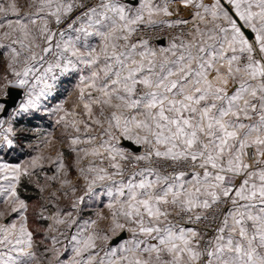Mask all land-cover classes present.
Returning a JSON list of instances; mask_svg holds the SVG:
<instances>
[{
  "label": "snow or ice",
  "instance_id": "snow-or-ice-1",
  "mask_svg": "<svg viewBox=\"0 0 264 264\" xmlns=\"http://www.w3.org/2000/svg\"><path fill=\"white\" fill-rule=\"evenodd\" d=\"M0 56V264H264V0H0ZM74 75L71 110L49 107ZM41 111L65 129L77 182L62 151L4 159ZM86 197L107 202L61 250Z\"/></svg>",
  "mask_w": 264,
  "mask_h": 264
},
{
  "label": "rangeland",
  "instance_id": "rangeland-1",
  "mask_svg": "<svg viewBox=\"0 0 264 264\" xmlns=\"http://www.w3.org/2000/svg\"><path fill=\"white\" fill-rule=\"evenodd\" d=\"M18 2H19V4L21 6H25L26 3H27V0H18ZM4 71H5V61H4V58L2 56H0V74H3ZM72 88L74 89L72 91V93L76 94L75 87L73 86ZM62 90H63V88H62ZM60 97H64V96H60ZM74 101H75L74 99L73 100H60V99H57L56 101H54L52 103L48 102V106L52 107L58 102H64L65 107L68 108L69 110H71ZM38 115H41L42 117H38ZM56 119H57V117L55 115H50L47 112L41 111L40 113H38L33 118L25 119V120L21 121L20 124L17 125L18 128L27 129L28 131L24 135L21 136V138H20V147L18 148V149H21V151H24L25 155L21 156L20 159L18 161H15V162H25L31 156L36 155L38 151H42L45 156L51 155L53 157L56 155L57 151H62L64 153V162H65L66 165H68L70 167V177L73 179L74 182H77L76 181L77 169L73 166L74 165V161H75V156L70 161L66 159V157H68L67 156L68 155L67 148L69 147L68 136H67L63 126L62 125H57L55 123ZM35 121H38V122L42 123L41 126L40 127H36V125H34ZM49 134H51V136L55 138L54 147H45V145L43 144V140L46 137H48ZM4 159H6V157H4ZM51 168H54V165H51L50 162L46 161L45 162L44 171L48 175H52L50 173L51 172ZM82 184H83L82 181L78 182V186L80 187L81 190L78 191L77 195H82L83 194ZM56 186L58 187V185H56ZM45 195H47V193H45ZM39 201L40 200H37V201H34V202L30 203V206H31L30 207V214L31 215L36 210H39V203H40ZM70 205H71V201L68 200V199H62L59 202V207L62 208V209H65V210H72ZM81 206H82V204L79 206V209H81ZM51 211H55V209H51ZM73 215L77 219V217L79 216V212H78V214L77 213H73ZM96 218L97 217H95V215H93V219H96ZM102 222L103 221L100 222V227L104 228L105 225H102ZM46 227H47V225H46ZM61 231L65 232V229H64L63 226H61ZM66 232H67V235H65V236H68L69 230L68 231L66 230ZM127 234H129V233H127ZM65 236H59L58 238L61 239L60 241H64L65 240ZM65 245H66V243L63 244V242H62V243L58 244L57 247H59V248H61V250H63ZM67 246H68V248H71L70 245H67ZM106 246L107 247H114V246H117V245H111L110 241H109V242H107ZM43 248L44 247L40 243L39 247L37 248L38 253L43 252Z\"/></svg>",
  "mask_w": 264,
  "mask_h": 264
},
{
  "label": "crops",
  "instance_id": "crops-1",
  "mask_svg": "<svg viewBox=\"0 0 264 264\" xmlns=\"http://www.w3.org/2000/svg\"><path fill=\"white\" fill-rule=\"evenodd\" d=\"M76 83H77V77L75 75L72 76L71 78H65L62 83L58 84V88H57L55 98L51 99L49 102L52 103V102L56 101L57 99H60V100H73L74 99L75 100L76 94L72 93V91L74 90L72 87L73 86L75 87ZM62 88H63V90H62ZM60 96H64V97H60ZM38 117H42V116L38 115ZM41 124L42 123H40L38 121H35V123H34V125H36V127H40ZM68 148H67V151H68L67 156L68 157H66V159L70 161L74 158L75 154L70 150V148L69 149ZM53 171H54V168H51L50 173L53 174ZM101 201L106 203L107 198L106 197H102L100 199L88 198V197L85 198V202L82 204L81 209L73 211V213H77V214L79 212V216L77 217V225H74L71 229H67L64 227L66 235H67L66 230L67 231L69 230V232H68V236H65V240L61 241V243L62 242H63V244L66 243V245H70V247H71L70 237L76 233L77 227L79 225H82L84 221H87L89 219H93V215H95V217H96V213L99 212L103 206ZM104 212L106 213L107 209H104ZM102 225H105V222H102ZM129 236H130V233L127 234V238H129ZM127 238H125V239H127ZM59 240H61V239L59 238ZM111 241L112 240H110V244H111ZM121 241L119 243H121ZM37 243H38V241H37ZM118 244H116V245H118ZM69 254H70V251H69V253H66L62 259H66ZM101 255H103V253H101Z\"/></svg>",
  "mask_w": 264,
  "mask_h": 264
},
{
  "label": "trees",
  "instance_id": "trees-1",
  "mask_svg": "<svg viewBox=\"0 0 264 264\" xmlns=\"http://www.w3.org/2000/svg\"><path fill=\"white\" fill-rule=\"evenodd\" d=\"M24 155H25L24 151H21V149H17V151H15L12 154H10L9 156H7L6 159L11 161V162H15V161H18L20 159V157L24 156ZM22 195L25 198L29 199V203L40 200L39 199L40 198L39 193L37 191H35V189L33 188L32 185H29L26 182H25L24 190L22 191ZM36 211H38V210H36ZM35 212H33L32 215L29 213L30 214V227L33 230L39 229V231H37V235L35 238L38 241L39 245H40V242L43 240L44 242H43L42 246L44 247L45 245H47L49 243V241L44 240V236H43V229L46 227L47 224L46 223L41 224V223L36 222L33 219L35 216ZM64 256H62L61 259Z\"/></svg>",
  "mask_w": 264,
  "mask_h": 264
},
{
  "label": "built area",
  "instance_id": "built-area-1",
  "mask_svg": "<svg viewBox=\"0 0 264 264\" xmlns=\"http://www.w3.org/2000/svg\"><path fill=\"white\" fill-rule=\"evenodd\" d=\"M171 33H169L166 30H159L153 33V39H152V46L155 48L159 47H167L168 46V39ZM164 40V44H160L159 41ZM48 59H53V57L49 56Z\"/></svg>",
  "mask_w": 264,
  "mask_h": 264
},
{
  "label": "water",
  "instance_id": "water-1",
  "mask_svg": "<svg viewBox=\"0 0 264 264\" xmlns=\"http://www.w3.org/2000/svg\"><path fill=\"white\" fill-rule=\"evenodd\" d=\"M161 41H163V42H161ZM159 43H160V44H164V40H160ZM123 146H125V147H130V148H131L132 150H134V151L137 150V149H136V146L131 145L130 142H127V141L123 142ZM125 238H127V232L122 233V234L116 236L115 238H113L112 241H111V244H112V245H116V244H118L121 240H123V239H125Z\"/></svg>",
  "mask_w": 264,
  "mask_h": 264
}]
</instances>
